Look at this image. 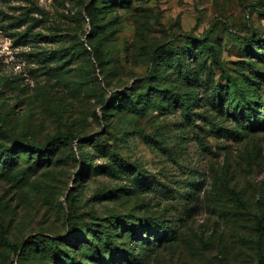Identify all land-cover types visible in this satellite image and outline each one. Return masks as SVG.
Wrapping results in <instances>:
<instances>
[{"label":"rangeland","instance_id":"rangeland-1","mask_svg":"<svg viewBox=\"0 0 264 264\" xmlns=\"http://www.w3.org/2000/svg\"><path fill=\"white\" fill-rule=\"evenodd\" d=\"M259 228L264 0H0V264H264Z\"/></svg>","mask_w":264,"mask_h":264},{"label":"trees","instance_id":"trees-1","mask_svg":"<svg viewBox=\"0 0 264 264\" xmlns=\"http://www.w3.org/2000/svg\"><path fill=\"white\" fill-rule=\"evenodd\" d=\"M10 140L14 146V148L16 149L17 147L19 149H29L32 152L36 153V154H46L48 152H50L53 148H55L56 146L60 145L63 142H69V143H74L76 138L68 135V134H60L57 136H54L47 144L45 145H34L32 143H28V142H24L22 139L17 138V137H10ZM261 220V219H259ZM260 223V222H259ZM258 233L259 235H263L264 234V230H262L261 228L258 229ZM141 234L138 232H135L133 237L138 238ZM11 249H13L15 251V253H17L18 251L16 250V248L14 246L8 245ZM122 254L119 256V260L122 259ZM112 261H106L107 264H110ZM260 264L263 263V259H260ZM74 264H78L76 262H74Z\"/></svg>","mask_w":264,"mask_h":264}]
</instances>
